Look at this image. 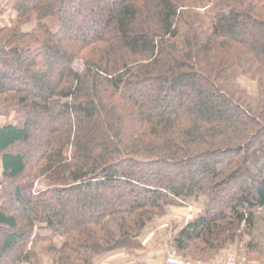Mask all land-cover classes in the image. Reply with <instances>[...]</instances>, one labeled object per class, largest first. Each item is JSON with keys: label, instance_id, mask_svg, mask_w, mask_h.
Instances as JSON below:
<instances>
[{"label": "trees", "instance_id": "trees-1", "mask_svg": "<svg viewBox=\"0 0 264 264\" xmlns=\"http://www.w3.org/2000/svg\"><path fill=\"white\" fill-rule=\"evenodd\" d=\"M9 9L0 117L16 119L0 127V264L133 253L151 222L201 197L169 238L174 253L264 261V0ZM37 181L48 187L34 195Z\"/></svg>", "mask_w": 264, "mask_h": 264}, {"label": "rangeland", "instance_id": "rangeland-1", "mask_svg": "<svg viewBox=\"0 0 264 264\" xmlns=\"http://www.w3.org/2000/svg\"><path fill=\"white\" fill-rule=\"evenodd\" d=\"M10 4L11 0H0V7L5 13L8 12L9 14ZM205 10H209L208 7L202 10V12H205ZM216 10L217 8L211 10V12L214 13ZM5 22L6 20H4L2 24H5ZM231 75L252 95L257 94V81L242 76L238 69H234ZM15 119L16 116L12 112L6 117H0V127L6 124L15 123ZM1 175L2 171L0 172V177ZM47 187L48 186H46L44 182L37 181L32 192L35 195ZM205 200V197H201L197 200H188L185 202V206L172 208L169 215L151 222L142 237V242L144 245L142 250H137L133 253L118 251L108 254L104 257V259L101 260L99 264H152L153 262L165 261V257L168 252L174 253L173 248L170 246L169 238L175 234V229L183 227L198 213V211L203 207ZM232 252L237 255L236 250L233 249ZM41 258L43 264L48 262V258H46L44 252H42Z\"/></svg>", "mask_w": 264, "mask_h": 264}, {"label": "built area", "instance_id": "built-area-1", "mask_svg": "<svg viewBox=\"0 0 264 264\" xmlns=\"http://www.w3.org/2000/svg\"><path fill=\"white\" fill-rule=\"evenodd\" d=\"M165 264H264L263 262H246L243 259L239 258L234 252H229L225 256L220 257L214 262L210 263H198L195 261H191L188 259H185L182 256H178L174 254L173 252H168L165 257Z\"/></svg>", "mask_w": 264, "mask_h": 264}, {"label": "crops", "instance_id": "crops-1", "mask_svg": "<svg viewBox=\"0 0 264 264\" xmlns=\"http://www.w3.org/2000/svg\"><path fill=\"white\" fill-rule=\"evenodd\" d=\"M2 171L1 169V163H0V172ZM156 261H159V260H156ZM152 264H164V261L163 262H153Z\"/></svg>", "mask_w": 264, "mask_h": 264}]
</instances>
